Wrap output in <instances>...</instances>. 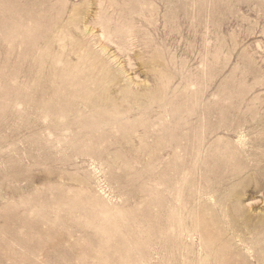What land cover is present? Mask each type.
I'll return each instance as SVG.
<instances>
[{
    "label": "rangeland",
    "instance_id": "1",
    "mask_svg": "<svg viewBox=\"0 0 264 264\" xmlns=\"http://www.w3.org/2000/svg\"><path fill=\"white\" fill-rule=\"evenodd\" d=\"M0 264H264V0H0Z\"/></svg>",
    "mask_w": 264,
    "mask_h": 264
}]
</instances>
